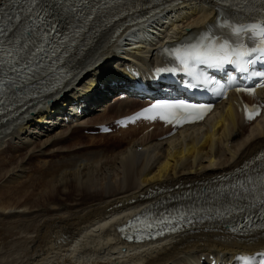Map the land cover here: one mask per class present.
<instances>
[{
  "label": "bare ground",
  "instance_id": "bare-ground-1",
  "mask_svg": "<svg viewBox=\"0 0 264 264\" xmlns=\"http://www.w3.org/2000/svg\"><path fill=\"white\" fill-rule=\"evenodd\" d=\"M174 1L159 3V8L149 17L154 23L126 32L122 37L113 38L117 21L105 24L95 32L91 46L77 60L61 87L0 121V146L6 143L9 147L13 142L16 150L26 148L18 157L11 154L0 159V181L18 180L28 169L29 158L53 154L48 166L34 177L35 180L38 174L50 188L40 200L13 201L15 195L25 194L33 186V178L17 181L16 192L0 191V244L11 237L13 246L18 244L22 252L7 264H195L210 253L222 258L264 247V237L233 236L218 222H197L183 232L138 244L121 241L114 231L117 221L146 208L153 201L150 197L153 194L158 193L156 201L163 200L169 193L208 184L214 178L245 168L264 154V113L259 119L247 122L241 112L242 95L231 94L218 106V113L201 124L180 129L171 137L159 138L163 132L153 131L119 149L117 155L102 156L104 160L86 157L83 161L82 153L70 147L67 153L55 158L53 146L58 144L63 148L68 137L75 136L77 131L79 134V125L69 134L64 130L52 138H39L63 122L58 120L60 113L57 117L51 114L44 122V116H33L42 107L55 104L62 108L66 104V101L61 103L62 96L69 98L72 92L89 110L111 90L107 81L122 79L119 69H123L124 61L113 57L116 51L124 56L138 53L143 49L142 43L160 35L162 42L172 40L212 19L217 9L213 0ZM133 15L130 13L128 18ZM167 19H173L171 25L164 22ZM156 47L150 46L148 52L152 55ZM94 77L102 81L109 78L104 88L87 97L96 88ZM257 93L264 100V88ZM143 104L144 100L115 95L107 103L103 117L114 118ZM96 121L99 120L91 117L86 125ZM37 138L38 142L33 144ZM53 200H61L64 205L60 209L41 207Z\"/></svg>",
  "mask_w": 264,
  "mask_h": 264
},
{
  "label": "snow or ice",
  "instance_id": "snow-or-ice-1",
  "mask_svg": "<svg viewBox=\"0 0 264 264\" xmlns=\"http://www.w3.org/2000/svg\"><path fill=\"white\" fill-rule=\"evenodd\" d=\"M21 0H9L8 4H0V12H3L5 8H9V5H17ZM24 3L36 4L38 0H24ZM33 9L28 8L26 10H17L15 7L9 9V12H5L2 17H0V23L4 19H7L9 23L16 21L14 29L9 35V30L0 27V36H5L7 39L0 40V51H7L5 48L6 45H16L19 44L20 50L28 48V42L24 41L23 36L17 37V32H19L24 26L26 20H30L31 12ZM27 12V15L25 14ZM39 15H37V19ZM240 25V22L233 21L231 25L226 23H221L219 26L225 31L224 35H221L219 39L216 38V34L212 33L205 36L200 41L194 45H190L187 49H184L183 55H181L180 50L171 53L174 56H178L180 63L184 65L185 68L188 67V61L193 60L199 64L206 65L210 68L223 69L225 66H238L240 71L247 72L248 70V61L245 60V57L252 58L255 56V63H264V43L258 47L256 46L257 42H254V37L249 36V42L253 46L249 49L242 43V33L249 32L251 29L255 28L256 25H249L248 27L237 26ZM231 29L229 32L228 30ZM24 30L28 33L30 39H32V29L30 27H25ZM264 31V28H261ZM39 31V28H37ZM48 32L47 30L44 33L42 39H47ZM37 51H43V48H38ZM8 54H11L10 52ZM31 54V53H29ZM20 63V58H17L16 64ZM16 68H13L15 71ZM233 70H236L234 68ZM163 71V69H161ZM189 74L193 77L192 87H198L200 83H206L207 81H201L200 74L191 72ZM259 76H264V73H257ZM160 110L161 118L169 120V117L172 118L170 122H175L177 124L182 121L195 122L202 120L205 115L212 110L211 105L206 104H195L188 103L184 100L178 101H163L157 104L150 106L149 109L144 111ZM255 110V109H254ZM188 117H194V120H188ZM155 119L156 117H150ZM249 119L252 117L249 116ZM159 234V233H158ZM258 255L264 256V253H259ZM259 264H264V261L259 262Z\"/></svg>",
  "mask_w": 264,
  "mask_h": 264
},
{
  "label": "rangeland",
  "instance_id": "rangeland-1",
  "mask_svg": "<svg viewBox=\"0 0 264 264\" xmlns=\"http://www.w3.org/2000/svg\"><path fill=\"white\" fill-rule=\"evenodd\" d=\"M103 114H104V109H103V104H102V106L99 105V106L95 107L89 113V115H87L85 117V119L79 120L80 122L64 123L61 125H57L55 127V129L52 130L50 133H48L47 135H43L39 138H42V140L47 139L48 137H46V136H49L52 138V137H54L55 134H60V132H62L64 130H65L64 133H68V132H70L72 127L77 126L78 123L85 122L90 117L95 118V120H98V119L103 117ZM68 134H65V135H68ZM73 135H75V136L68 137L69 139L67 138V142H65V144H63L64 145L63 148L61 146H59L58 144H55L56 145V146L54 145L55 147L53 146V148H54L53 150L55 151V154H56V156H55L56 159L60 158V156L64 155V153H67L66 151L68 149H74V148L77 149V152L82 153V155L84 156L83 161H84V158H86V157L87 158L90 157V159L88 158V160L102 159L103 157L105 158V157H109L112 155L113 156L117 155L118 152L120 151L119 149L122 150L125 146L127 147V145H128L127 144L128 142H126L125 144H121L118 142L117 138L119 136H121L120 133H109V134L101 135V134L90 133L89 131L85 130V128H82V129H80L79 134L77 131V133H75ZM36 140L38 142L39 139L38 138L35 139L33 144L36 142ZM5 144L0 146L1 147L0 148V155H1L0 159H2L3 156H6V155L9 156L11 154H14L15 157H18L20 154L26 152V148H23L21 150L14 149L15 145L13 144V142H12V144L9 145V147H7L8 145H5ZM11 146H12V148H11ZM68 147H70V148H68ZM102 150H103V152H102ZM138 150H140V148H138ZM83 151H85V152H83ZM112 152L113 153L115 152L116 154L115 153L113 154ZM57 154H59V155H57ZM105 154H106V156H105ZM36 157L34 156V157H31V159L29 158L30 161L32 160L31 161L32 163L30 161H28L29 162L28 163L29 165H27L28 169L25 171V173H23L25 178L23 177V179H22V176H23L22 175V176H19L17 178L18 180H16V178H15L11 181H8V180L7 181H3V180L0 181V191L3 192L2 194H4V192H7L8 190H10L12 192H16L17 186L19 185V183H17V181L19 182L21 180H25L26 178H29V179L33 178V180H34L35 174L41 172L42 169L45 168L46 165L48 166L49 160H51V158L53 159V154H42V155H38ZM104 158H103V160H104ZM30 164H31V166H30ZM34 168H36V169H34ZM45 181H46L45 179L38 178V174H37V178L34 180L33 186L31 184L32 187L30 186L31 188H29V190H26L25 194L15 195L13 201L15 202L18 199H24V198H33L35 201L40 200L43 196L47 195L50 192V188H48L47 184H45ZM13 185H14V188H12ZM63 205H64V203L61 200H53V201H50L46 206H41V207H53V206L55 207L56 206L57 208L60 209ZM16 210L17 209H15L13 211H16ZM62 211H65V210H62ZM4 238H5V236H4ZM5 240H7L6 243L0 244V246H1L0 247V249H1L0 250V254H1L0 255V264H7V262L11 261V259L15 260V258L17 259L22 254L21 248L19 247L18 244H15L13 246V244L11 242L12 241L11 237H9L8 239H5ZM10 244H12V245H10ZM6 245H10V247L6 246ZM5 247H6V249H5ZM2 248L4 251L2 250Z\"/></svg>",
  "mask_w": 264,
  "mask_h": 264
}]
</instances>
